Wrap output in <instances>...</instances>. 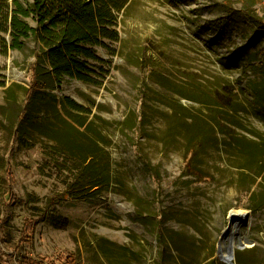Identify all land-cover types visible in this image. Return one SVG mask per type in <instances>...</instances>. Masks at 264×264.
Wrapping results in <instances>:
<instances>
[{
    "label": "rangeland",
    "instance_id": "374dc122",
    "mask_svg": "<svg viewBox=\"0 0 264 264\" xmlns=\"http://www.w3.org/2000/svg\"><path fill=\"white\" fill-rule=\"evenodd\" d=\"M116 23L81 58L96 82L34 103L41 45L4 34L0 260L264 264V0H131ZM233 210L246 237L225 260Z\"/></svg>",
    "mask_w": 264,
    "mask_h": 264
},
{
    "label": "trees",
    "instance_id": "16d2710c",
    "mask_svg": "<svg viewBox=\"0 0 264 264\" xmlns=\"http://www.w3.org/2000/svg\"><path fill=\"white\" fill-rule=\"evenodd\" d=\"M131 0H0V45L7 46L5 33L11 36L12 46H22L23 38L35 36L43 53L44 71H34V87L27 90L28 102L36 101L38 88H55L64 77L96 82L87 71L82 57L98 59L87 45L103 43L104 38L118 39L114 28L118 14L126 9ZM35 20L30 25L26 18ZM41 54L38 55V63ZM40 61V62H41ZM66 113L78 121L71 113L88 110L69 96L62 98ZM73 113V114H74ZM90 154L84 155V161ZM85 176V175H84ZM0 264L3 262L0 260ZM31 264H36L31 261ZM243 264V263H240Z\"/></svg>",
    "mask_w": 264,
    "mask_h": 264
},
{
    "label": "bare ground",
    "instance_id": "6f19581e",
    "mask_svg": "<svg viewBox=\"0 0 264 264\" xmlns=\"http://www.w3.org/2000/svg\"><path fill=\"white\" fill-rule=\"evenodd\" d=\"M245 214L246 213L240 212L238 210H234L233 212H231L230 226L224 230L223 236L219 241V252L222 256H227L231 254V251H235L238 244L243 242V239L246 237L240 236L237 232V228L239 227L240 221L243 219V217L246 216Z\"/></svg>",
    "mask_w": 264,
    "mask_h": 264
},
{
    "label": "water",
    "instance_id": "95a60500",
    "mask_svg": "<svg viewBox=\"0 0 264 264\" xmlns=\"http://www.w3.org/2000/svg\"><path fill=\"white\" fill-rule=\"evenodd\" d=\"M234 211V210H233ZM233 211H231V212H233ZM231 214V213H230ZM246 215V214H245ZM238 246H240V247H243V243L241 242V243H239L238 244ZM234 256V250L233 251H231V254H229V255H227V256H222L221 255V258L222 259H225V260H230L232 257Z\"/></svg>",
    "mask_w": 264,
    "mask_h": 264
}]
</instances>
